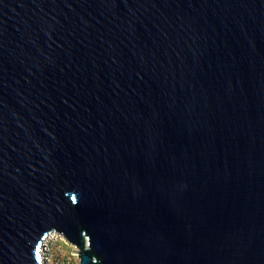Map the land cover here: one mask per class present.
I'll list each match as a JSON object with an SVG mask.
<instances>
[{"label":"water","instance_id":"water-1","mask_svg":"<svg viewBox=\"0 0 264 264\" xmlns=\"http://www.w3.org/2000/svg\"><path fill=\"white\" fill-rule=\"evenodd\" d=\"M264 264V0H0V264Z\"/></svg>","mask_w":264,"mask_h":264},{"label":"rangeland","instance_id":"rangeland-1","mask_svg":"<svg viewBox=\"0 0 264 264\" xmlns=\"http://www.w3.org/2000/svg\"><path fill=\"white\" fill-rule=\"evenodd\" d=\"M48 247H44L43 262L45 264L55 263L56 260L62 258L66 264H77L76 249L72 245L66 243L63 238L53 232L46 240Z\"/></svg>","mask_w":264,"mask_h":264},{"label":"built area","instance_id":"built-area-1","mask_svg":"<svg viewBox=\"0 0 264 264\" xmlns=\"http://www.w3.org/2000/svg\"><path fill=\"white\" fill-rule=\"evenodd\" d=\"M50 235V234H49ZM49 235L46 237V238H44L43 239V241L41 242V246H40V253H41V257L43 258V252H44V247H48V245H46L47 244V242H46V240L48 239V237H49ZM45 260V259H44ZM43 260V261H44Z\"/></svg>","mask_w":264,"mask_h":264},{"label":"trees","instance_id":"trees-1","mask_svg":"<svg viewBox=\"0 0 264 264\" xmlns=\"http://www.w3.org/2000/svg\"><path fill=\"white\" fill-rule=\"evenodd\" d=\"M52 264H66L65 261L62 260V258H59V260H56L55 263L52 261Z\"/></svg>","mask_w":264,"mask_h":264},{"label":"bare ground","instance_id":"bare-ground-1","mask_svg":"<svg viewBox=\"0 0 264 264\" xmlns=\"http://www.w3.org/2000/svg\"><path fill=\"white\" fill-rule=\"evenodd\" d=\"M53 233H51L50 235H52ZM42 261H43V258H42Z\"/></svg>","mask_w":264,"mask_h":264}]
</instances>
